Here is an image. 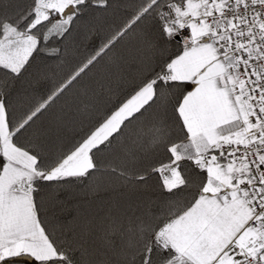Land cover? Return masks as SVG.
Returning a JSON list of instances; mask_svg holds the SVG:
<instances>
[{
	"label": "snow or ice",
	"instance_id": "1",
	"mask_svg": "<svg viewBox=\"0 0 264 264\" xmlns=\"http://www.w3.org/2000/svg\"><path fill=\"white\" fill-rule=\"evenodd\" d=\"M0 264H264V0H0Z\"/></svg>",
	"mask_w": 264,
	"mask_h": 264
},
{
	"label": "trees",
	"instance_id": "2",
	"mask_svg": "<svg viewBox=\"0 0 264 264\" xmlns=\"http://www.w3.org/2000/svg\"><path fill=\"white\" fill-rule=\"evenodd\" d=\"M78 193H79V189H77L73 193L68 194V195L74 197L73 199H69V201H68L69 207H71L73 204H75L77 202L78 199H80V196L78 195ZM102 195H103V193H102Z\"/></svg>",
	"mask_w": 264,
	"mask_h": 264
}]
</instances>
